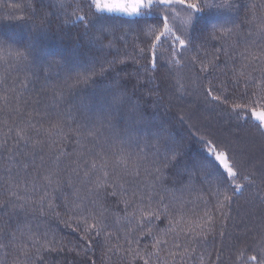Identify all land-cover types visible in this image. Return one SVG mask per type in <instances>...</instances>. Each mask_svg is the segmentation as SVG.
I'll return each mask as SVG.
<instances>
[{
	"label": "snow or ice",
	"instance_id": "1",
	"mask_svg": "<svg viewBox=\"0 0 264 264\" xmlns=\"http://www.w3.org/2000/svg\"><path fill=\"white\" fill-rule=\"evenodd\" d=\"M3 6L9 10L6 21L37 18L34 0ZM53 7L66 23L81 25L86 36L94 23L121 20L142 25L139 35L147 41L135 43L132 53L117 55L107 67L93 65L61 80L51 75L53 64L61 62L42 61L32 42L17 47L0 40V217L17 220L14 228L0 225V264H9V255L10 264H47L46 254L64 251V242L44 223L47 217L77 233V255L102 239L104 264H222L237 199L247 193L246 202L264 210V149L257 168L243 151L199 134L211 159L184 165L179 184L170 186V170L181 167L183 145L162 123L149 121L123 92L95 106L70 98L115 63L131 59L149 84L165 67L177 99L199 91L237 120L251 113L264 140V0L250 4L246 34L232 18L233 0H55ZM206 13L222 22L196 44L192 32ZM45 21L33 23L32 31L42 33ZM115 40L114 29L103 26L90 38L101 49L115 48ZM211 41L217 43L209 54ZM187 53L196 71L185 82ZM179 119L187 122L184 115ZM65 189L71 190L70 200ZM56 193L65 197L63 214ZM28 217L41 221L33 227ZM162 218L168 227L157 229ZM246 231L254 233V244L244 264H264V214L258 230ZM145 237L151 243L142 246ZM209 241L221 247L208 252Z\"/></svg>",
	"mask_w": 264,
	"mask_h": 264
},
{
	"label": "trees",
	"instance_id": "2",
	"mask_svg": "<svg viewBox=\"0 0 264 264\" xmlns=\"http://www.w3.org/2000/svg\"><path fill=\"white\" fill-rule=\"evenodd\" d=\"M26 0H0V40L22 47L24 44L32 42L36 48L39 58L47 62L60 61V65L53 64L51 75L55 78L57 75L62 80L65 76L75 77L76 73L90 69L93 65L99 68L100 64L113 61L117 55L124 56L134 51L133 45L140 41H147L143 35H139V28L142 25L129 24L121 20H105L94 23L89 35L84 34V29L79 24L66 23L63 14L59 13L53 7L55 0H34L36 7V20L33 21H6L3 17L9 11L3 5L8 3H25ZM83 2V0H82ZM253 0H233L236 5L232 13V18L241 30L245 31L247 25L244 23L249 15V6ZM46 17L45 30L42 33H34L32 24L39 23L40 18ZM222 22V19L213 14H204L199 18L192 36L196 44L212 29V25ZM110 27L114 29L115 48L101 49L96 43L90 42L91 35L98 28ZM139 35V40L137 36ZM123 36V38H121ZM111 38V37H110ZM217 42L211 41L207 46V51L211 54L214 51L213 45ZM195 50V49H194ZM238 53V49L236 50ZM165 55L167 53H164ZM191 53L185 55V68L182 77L185 82L190 81L196 69L190 61ZM216 75H219L217 73ZM146 74L140 70L139 66L131 59L125 64L115 63L102 76H97L88 86H81L75 90V94L70 98L77 104L98 105L101 102L111 100L114 92H123L132 99L133 103H138L145 113L147 119L154 124L162 123L175 138L183 145V156L181 167L176 170H170L171 174L167 183L178 185L181 177L184 175L183 166L196 165L197 162L211 159L206 155V149L198 139L199 134L211 137L222 145H228L230 148L243 151L247 156L255 160L257 168L260 167L261 152L264 149V140L261 139L255 125L258 123L251 113H246V118L237 120L234 115L223 106H213L207 103L201 92H193L192 95L182 99H177L173 88L170 86V78L165 67L158 69L156 81L153 84L144 82ZM191 91V89H189ZM239 95V92L230 93ZM41 95H45L41 93ZM35 96V93H33ZM184 115L187 122H182L179 117ZM191 125V127H190ZM196 135H193L194 132ZM74 142L68 143L66 148L71 151ZM207 188V185H204ZM67 199H71V190L65 189ZM57 203L61 205L59 209L63 214V205L66 202L65 197L56 193ZM248 194L237 199L232 208L234 219L229 223L228 231L232 233L230 239H226L223 244L222 264H244L247 255L252 254L254 242L251 237L253 232H247V228L258 230L260 217L264 214L259 206H253L246 202ZM113 205H109L112 207ZM194 211H200L194 205H189ZM23 219V217H21ZM33 227L41 218L33 219L28 217ZM5 222L13 228L17 220L9 216L0 217V225ZM44 223L51 229L52 234L65 245V250L46 254L47 264H90L89 258L94 259L96 264H104L103 240H97L96 246L89 250L87 254L81 252L80 241L77 233H73L54 217L44 218ZM157 229L168 227L167 221L162 218L156 222ZM43 231V228H41ZM151 240L145 237L144 244H150ZM219 242L213 245L209 241L208 252L219 248ZM247 250L243 258L238 259L242 250ZM9 264L11 255L7 258Z\"/></svg>",
	"mask_w": 264,
	"mask_h": 264
}]
</instances>
